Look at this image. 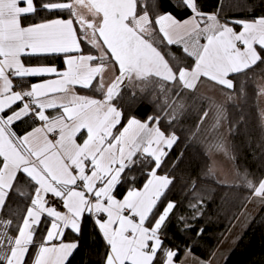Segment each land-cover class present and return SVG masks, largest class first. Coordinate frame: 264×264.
I'll return each instance as SVG.
<instances>
[{
	"label": "snow or ice",
	"instance_id": "snow-or-ice-1",
	"mask_svg": "<svg viewBox=\"0 0 264 264\" xmlns=\"http://www.w3.org/2000/svg\"><path fill=\"white\" fill-rule=\"evenodd\" d=\"M242 4L255 11L264 7V0H242ZM161 6V0L48 2L40 7L67 9L70 18L25 25L23 21L38 12L35 0H0V113L6 109L12 113L0 115V214L7 210L10 194L31 197L19 224L13 226L11 219L0 215V264H27L32 248L36 249L32 264H70L79 242H64V229L79 234L85 213L97 216L95 222L106 241L103 264H174L178 252L165 247L161 236L176 204L168 201L163 211L159 205L167 200L175 177L158 175V170H163L170 151L180 142L175 128L191 107L181 95L185 90L198 93L207 104L189 137L200 138L210 160L204 175L217 178L220 169L215 157L221 154L264 205V179L256 183L235 166L230 136L236 129L228 110L230 103L238 104L247 95L246 85L252 79L248 70L264 65V15L221 21L219 9L206 13L198 0H177L173 4L177 11L192 13L178 19L171 12H161ZM82 42L98 55L84 54ZM166 45H182L193 63L186 65L174 54L162 52ZM61 54L63 70L26 66L22 59ZM109 70L118 73L110 80L105 77ZM45 74L57 78L14 90L20 87L13 83L15 78ZM236 75L246 79L237 85ZM77 85L96 91L100 98L77 94ZM256 86L259 103L264 83ZM123 89L131 90L130 100L150 92L159 114L143 121L126 115L118 106ZM17 102L22 106L13 110ZM46 109L62 112L49 117ZM260 116L264 122V109ZM25 117L37 118L43 126L18 136L11 125ZM81 129L87 133L82 144L77 143ZM52 133L55 137L49 139ZM182 158L181 152L177 162ZM135 168L146 175L140 188L135 186L136 176L130 175ZM18 174L35 182L33 193L21 190ZM125 184L131 186L118 199L116 190ZM48 194L60 198L66 212L46 206ZM202 203L198 198L190 207L200 212ZM45 214L52 218L50 228L37 242L36 231ZM100 214H106V219ZM13 227L15 236L10 235ZM158 253L163 254L162 260ZM185 255L191 256V251ZM192 264L212 262L193 257Z\"/></svg>",
	"mask_w": 264,
	"mask_h": 264
},
{
	"label": "trees",
	"instance_id": "trees-1",
	"mask_svg": "<svg viewBox=\"0 0 264 264\" xmlns=\"http://www.w3.org/2000/svg\"><path fill=\"white\" fill-rule=\"evenodd\" d=\"M64 1L69 0H39V5L46 2ZM176 2L177 0H161L160 11L171 12L178 19H185L192 15L190 11H177L173 7ZM198 3L201 10L206 13H212L219 9L221 21L226 19L230 21L252 19L254 16L264 15V7H258L253 11L251 8L243 7L242 0H198ZM148 10L150 16L155 15V11L151 7ZM58 17L69 18L70 14L67 9L49 11L40 8L35 16H31L28 20L38 22ZM237 30H240L238 26ZM82 44L85 52L95 54V50L90 45L83 42ZM161 51L174 54L186 65L193 63V60L183 53L182 45H166V47L161 48ZM24 61L29 65L65 67L62 55L24 57ZM170 63H173V61L170 60ZM247 76L252 77L246 85L247 95L238 104L230 103L228 105L229 120L236 129L230 136V140L236 156L235 166L239 168L241 173L247 171L248 178L258 183L261 179H264V124L257 103L255 79L264 78V65L258 63L253 69L248 70ZM234 78L237 79V85H239L240 80L246 79L242 75H236ZM43 79L41 77H29L24 80L15 78L14 82L20 85L19 90H25L29 85ZM79 90L89 94L96 92L83 88H79ZM122 94L123 99L118 106L124 110L126 115L130 113L142 121L146 120L149 115H156L157 111L151 100L150 92L137 100H130V89H123ZM137 95L139 96V93ZM181 95L184 97L185 103L191 107L175 128L177 135L181 137L180 142L170 151L163 170H158V173L162 175L168 173L170 176L175 177L173 185L170 186V190L167 192V200L159 205V211H163V207L168 201L176 204L166 221L167 227L162 230V237L164 238L165 247L178 252L175 257L176 261H180L188 250L202 259L209 260L241 212L249 204L251 200L249 198H252L253 193L235 175L234 181H227V183H219L218 180H221L219 175L216 179L204 175L210 160L205 154L204 146L199 142L200 138L190 139L189 137L191 132L195 130L199 114L207 108V104L199 98L198 93L185 90ZM209 115L211 116V113ZM241 116L243 117L242 120L240 119ZM123 123H126V121H122ZM37 124L36 120L28 117L14 124L11 129L18 136H22ZM164 125L165 122L162 121L161 126ZM181 152L183 158L177 162V157ZM130 175L136 176L135 186L137 188L143 186L146 180L144 172L139 168H135ZM18 182L22 191L30 194L34 192L35 182L26 179L24 174L18 175ZM193 184H195L194 190ZM130 186L128 184L118 186L116 190L117 197L123 198L127 187ZM198 198L203 201L200 212H196L190 207L191 204L198 203ZM30 199L29 195L10 194L7 202L8 208L0 215L4 220L11 219L13 226L19 224L30 204ZM180 217L185 219L180 220ZM50 221L51 218L46 217V215L42 217L41 224L36 231L35 240L37 242L43 241L50 227ZM186 223L191 227L186 228ZM16 234L13 227L10 235L15 236ZM64 239L79 242L78 249L70 257V264H103L108 249L91 213H85L82 217L81 232L79 234L67 230ZM35 251L36 249L32 248L29 255L26 256L27 264H32ZM162 259L163 254L158 253V260ZM224 264H264V205H262Z\"/></svg>",
	"mask_w": 264,
	"mask_h": 264
},
{
	"label": "crops",
	"instance_id": "crops-1",
	"mask_svg": "<svg viewBox=\"0 0 264 264\" xmlns=\"http://www.w3.org/2000/svg\"><path fill=\"white\" fill-rule=\"evenodd\" d=\"M35 2H36V4H37V7H38V9H40V8H42V7H40V2H39V0H38V2H37V0H35ZM66 2H68V1H66ZM31 17V16H30ZM30 17H27L23 22H24V24L25 25H28V24H32V23H38V22H43V21H46V20H52V19H45V20H42V21H38V22H30L29 20H28V18H30ZM70 18V17H69ZM69 18H63V17H58V18H53V19H69ZM75 23V22H74ZM203 26V25H202ZM237 31H239V30H237ZM201 43H204V41L203 40H201ZM81 48L82 49H84L83 48V44H81ZM83 52H84V54H89L88 52H85L84 50H83ZM92 54V53H91ZM62 55V54H61ZM94 55V54H93ZM23 59V61H24V58H22ZM24 63H25V61H24ZM25 65L26 66H56V65H29V64H26L25 63ZM59 70H63L64 68H59L58 66H56ZM116 74H118V73H114L113 71H111V70H109V71H107L106 73H105V77H106V79H108V80H110L111 78H113V76L114 75H116ZM41 78H44L43 80H41V81H39V82H37V83H42V82H44L45 80H49V79H56L57 77L54 75V74H45V75H43V76H40ZM39 77V78H40ZM38 78V77H37ZM13 83L15 84V82L13 81ZM94 84L96 83L95 81L93 82ZM79 88H81L79 85H77V86H75V91L77 92V94H79V95H83V96H89V97H94V98H100V96H98V94L99 93H97V92H94V94H89V93H84V92H82V91H80L79 90ZM14 90H19L18 88H16V89H14ZM57 95H59V94H57ZM20 106H22L21 104H20V102H17V104L16 105H13V110H18V108L20 107ZM5 112H8L7 114L5 113ZM5 112L4 113H0V115H5V116H7V115H11L12 113H11V111H9L8 109H6L5 110ZM60 112H62V109H46L45 110V114L46 115H48L49 117H52V116H56V115H58ZM26 118H28V117H25V118H23V120L24 119H26ZM36 120H37V122H38V124L37 125H35L33 128H35V127H41V126H43V123L44 122H42V121H39L37 118H35ZM18 122H20V121H15V122H13V124L11 125V127L14 125V124H16V123H18ZM33 128H31L29 131H27V132H30V131H32V129ZM26 132V133H27ZM26 133H24L23 135H25ZM22 135V136H23ZM87 138V133H86V130L85 129H81V131L79 132V133H77V143H83V141L85 140ZM49 139H53L52 137H51V134H49ZM86 171H87V169H86ZM19 175V174H18ZM158 175H161V174H159L158 173ZM48 195H50V194H48ZM47 195V196H48ZM47 196L45 197V199L47 200ZM118 198V197H117ZM118 199H122V198H118ZM254 200H255V197L253 196L252 198H251V200H250V202H249V204L247 205V207L241 212V214L239 215V217L237 218V220L235 221V223L233 224V226L231 227V229L229 230V232L227 233V235L225 236V238L223 239V241L221 242V244L219 245V247L217 248V250L215 251V253L212 255V257L209 259L211 262H212V264H224V262L226 261V259L229 257V255H230V253L233 251V249L236 247V241L238 240V238H240V234H242L241 232H242V229H241V231H240V229H238L237 227H238V224H237V226H236V228L234 229V226L236 225V223H238V221H242V223L243 222H245V223H247L246 224V228L249 226V224L251 223V221L253 220V218L255 217V215H256V213L260 210V208L262 207V204H260L259 203V200H257V208L255 209V210H253V211H250L249 210V207H250V205L254 202ZM49 202V201H48ZM46 206H52V204L49 202L48 203V205H46ZM58 211H61V212H66V209L63 207L62 209H57ZM46 215V214H45ZM44 215V216H45ZM93 215V217H94V219H95V221H96V219H97V216L96 215H94V214H92ZM103 218H105L106 219V214H100ZM245 215V216H244ZM43 217V216H42ZM42 217H41V219H42ZM52 219V218H51ZM241 219V220H240ZM244 223V224H245ZM98 226V225H97ZM50 228V227H49ZM99 228V227H98ZM67 230H71V231H73L72 229H64V235H63V237H62V240L64 241V242H75V241H73V240H65L64 239V236H65V233H66V231ZM100 230V229H99ZM243 230H245L244 228H243ZM233 231V232H232ZM74 232V231H73ZM101 232V231H100ZM75 233V232H74ZM102 234V233H101ZM234 234H235V236H234ZM103 236V235H102ZM239 236V237H238ZM161 238H162V240L164 241V238L161 236ZM103 239H104V237H103ZM105 240V239H104ZM59 241H53V243H58ZM106 242V241H105ZM192 255L191 256H187L186 257V255H184L183 256V258L180 260V261H176V259H175V257H174V264H180V262L181 261H184L185 262V264H192V258L193 257H195V258H198V259H200V260H205V259H202V258H200V257H198V256H196L195 254H193V253H191Z\"/></svg>",
	"mask_w": 264,
	"mask_h": 264
},
{
	"label": "rangeland",
	"instance_id": "rangeland-1",
	"mask_svg": "<svg viewBox=\"0 0 264 264\" xmlns=\"http://www.w3.org/2000/svg\"><path fill=\"white\" fill-rule=\"evenodd\" d=\"M64 2H66V1H64ZM69 2V1H68ZM46 3H48V2H46ZM60 3H63V2H60ZM84 11H86V10H84ZM94 55H98V53L95 51V54ZM246 77V76H245ZM236 80L237 79H235L234 78V81L236 82ZM257 83H264V78L263 77H259V78H256L255 79V84L257 85ZM256 88H257V86H256ZM257 103H258V101H257ZM258 106H259V110H260V112H261V109H264V97H261L260 98V100H259V103H258ZM159 113L157 112L156 113V115H158ZM263 124H264V122H263ZM216 158V160H217V166H218V168L220 169V173H218V175H219V178L220 179H223V180H226V181H229V182H231V181H234V174H233V167H232V163H231V161H229L226 157H224L223 155H221V154H217V156L215 157ZM160 174V173H159ZM162 175V174H161ZM253 197V196H252ZM257 200H258V198H255V200H254V202L250 205V207H249V210L250 211H253V210H255L256 208H257ZM247 207V206H246ZM261 209V208H260ZM259 212V211H258ZM257 212V213H258ZM256 213V214H257ZM245 216V215H244ZM256 216V215H255ZM255 218V217H254ZM253 218V219H254ZM253 221V220H252ZM251 221V222H252ZM245 222H243L242 223V221L241 222H239V224H238V229H240V231H241V229H242V234H240V238H238V240L236 241V245L238 244V242H239V240L241 239V237L243 236V234L245 233V231H246V229L249 227H245L244 226V229L245 230H243V225H245L244 224ZM251 224V223H250ZM249 224V225H250ZM227 235V234H226ZM234 236H235V234H234ZM239 237V236H238Z\"/></svg>",
	"mask_w": 264,
	"mask_h": 264
},
{
	"label": "built area",
	"instance_id": "built-area-1",
	"mask_svg": "<svg viewBox=\"0 0 264 264\" xmlns=\"http://www.w3.org/2000/svg\"><path fill=\"white\" fill-rule=\"evenodd\" d=\"M34 120H36L35 118H33ZM37 121V120H36ZM51 137L54 138L55 137V133L51 134ZM47 200L52 204V206L56 207L57 209H62L63 208V204L62 201L60 200V198H53L50 195L47 196Z\"/></svg>",
	"mask_w": 264,
	"mask_h": 264
},
{
	"label": "bare ground",
	"instance_id": "bare-ground-1",
	"mask_svg": "<svg viewBox=\"0 0 264 264\" xmlns=\"http://www.w3.org/2000/svg\"><path fill=\"white\" fill-rule=\"evenodd\" d=\"M241 220V219H240ZM240 221H238V223H236V225L234 226V229L236 228L237 224H239ZM247 223H245V225H243V228L244 226H246ZM233 232V231H232Z\"/></svg>",
	"mask_w": 264,
	"mask_h": 264
}]
</instances>
